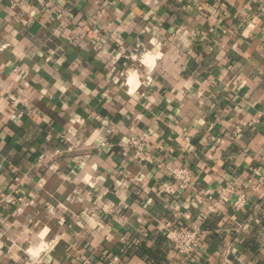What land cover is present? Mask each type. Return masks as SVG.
I'll list each match as a JSON object with an SVG mask.
<instances>
[{"label": "crops", "instance_id": "crops-1", "mask_svg": "<svg viewBox=\"0 0 264 264\" xmlns=\"http://www.w3.org/2000/svg\"><path fill=\"white\" fill-rule=\"evenodd\" d=\"M262 114L264 0H0V264H264Z\"/></svg>", "mask_w": 264, "mask_h": 264}, {"label": "built area", "instance_id": "built-area-1", "mask_svg": "<svg viewBox=\"0 0 264 264\" xmlns=\"http://www.w3.org/2000/svg\"><path fill=\"white\" fill-rule=\"evenodd\" d=\"M261 121H264V114L253 119L250 125L255 126L259 124ZM130 145L136 150L137 157L143 155L142 140L132 138L130 140ZM172 174L175 178L178 190L185 191L191 187V174L188 169L186 168L175 169L172 171ZM230 191L231 193L236 194V199L233 202V211L236 213L247 205L248 196L246 193L236 192L234 188L231 189ZM165 193L172 195L173 187L166 186ZM195 199L198 203H201L206 200L209 204H211L212 208L210 212L212 214H219L221 212V203L215 201L214 198H211L210 196L206 197L205 194L199 192ZM166 228L170 232L173 238L178 255L192 257L197 254L198 250L202 246L204 234L206 233L203 229L199 227L185 228L176 223L168 224ZM247 228L248 225H244L242 227V229L245 230ZM118 261L119 259L117 257H114L109 264H117ZM83 263L90 264V261L84 260ZM22 264H26V263H22Z\"/></svg>", "mask_w": 264, "mask_h": 264}]
</instances>
